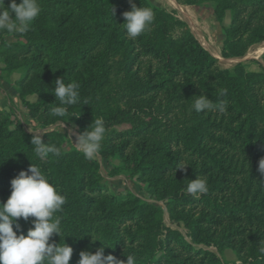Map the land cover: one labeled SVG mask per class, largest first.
Returning <instances> with one entry per match:
<instances>
[{
    "label": "trees",
    "instance_id": "obj_1",
    "mask_svg": "<svg viewBox=\"0 0 264 264\" xmlns=\"http://www.w3.org/2000/svg\"><path fill=\"white\" fill-rule=\"evenodd\" d=\"M39 2L41 14L27 31L0 32V46L18 58L17 91L30 118L43 125L53 116L51 108L59 101L50 92L49 74L62 63L68 82L80 84L81 103L58 118L72 120L78 133L102 119L106 138L100 154L119 161L111 175L143 181L163 201L171 223L186 232L165 225L161 207L108 190L95 161L77 149L40 161L31 146L33 135L9 130V117L1 113L0 202L10 196L11 180L32 163L66 197L57 215L64 241L73 249L70 264H77L82 250L104 246L89 233L110 245L104 246L105 255L126 260L135 254L136 264H224L209 250L212 246L230 247L240 264H264V175L258 170L264 159V52L262 62L256 61L258 71L240 62L223 69L174 12L149 0H134L155 14L150 29L135 39L122 24L129 0ZM175 2H213L217 21L229 14L220 52L224 58L243 56L264 41V0ZM9 3L5 0V6ZM61 4L66 10L57 14ZM3 35L17 41L6 42ZM31 94L38 100L25 99ZM201 94L216 105L226 104L227 111L195 112L193 95ZM184 164L186 171L177 168ZM196 176L206 178L208 191L193 197L186 187ZM30 221H19L25 234ZM60 239L53 237L57 243Z\"/></svg>",
    "mask_w": 264,
    "mask_h": 264
},
{
    "label": "clouds",
    "instance_id": "obj_2",
    "mask_svg": "<svg viewBox=\"0 0 264 264\" xmlns=\"http://www.w3.org/2000/svg\"><path fill=\"white\" fill-rule=\"evenodd\" d=\"M129 3L131 9L123 13L124 23L122 24L127 36L135 39L150 29L155 14L150 7H138L134 0H129ZM41 11L39 0H20L19 3L16 0H10L7 7H5V0H0V32L27 31ZM53 83L54 88L50 89V92L54 93L59 105L51 108V115L64 117L70 106L81 103L80 84L76 81L65 83L63 77H57ZM226 93L225 89L221 95ZM193 96L196 99L191 109L197 113L213 109L221 113L227 111L226 104L216 105L207 95ZM84 104L88 103L84 101L82 105ZM64 128L65 126L61 130ZM69 131L72 132V136H75L73 143L77 151L82 152L88 160L95 159L106 135L104 121L95 119L82 133H76L73 129ZM32 132L34 135L31 146L40 161H46L50 154L57 157L61 155L59 147L41 138L43 132ZM187 165H180L177 168L186 171ZM258 170L264 175V159L259 161ZM188 180L186 191L190 195L198 197L200 194L207 193L206 178L196 176L195 179ZM261 182L264 183V181ZM65 204L66 197L41 168L31 163L27 170L19 171L18 175L11 180L10 196L5 202H0V264H70L73 249L64 241L61 217L57 215L63 211ZM30 218L32 227H29L25 234L19 221L23 219L28 222ZM54 235L60 236L59 243L53 240ZM89 235L93 242L101 241L104 246H110L105 244L99 236H93L91 233ZM104 246L99 247L95 252L82 250L77 264H136L135 254L126 255V260H118L112 254L105 255ZM260 252L264 253V247L260 248Z\"/></svg>",
    "mask_w": 264,
    "mask_h": 264
},
{
    "label": "rangeland",
    "instance_id": "obj_3",
    "mask_svg": "<svg viewBox=\"0 0 264 264\" xmlns=\"http://www.w3.org/2000/svg\"><path fill=\"white\" fill-rule=\"evenodd\" d=\"M16 2L19 3L20 0H16ZM149 2L168 12H174L175 16L186 24L190 33L218 59V65L221 68L232 69L235 64L240 62L246 70H259L256 61L262 62L260 48L264 45V41L260 42L261 44L257 43L250 46L243 56L232 58L221 56L220 52L224 38L223 28L229 23V14H225L221 21H217L213 14V2L203 3L199 6L180 5L175 0H149ZM65 10L64 4H61L56 13L63 14ZM3 39L6 42L17 41L12 35H3ZM258 50L259 52H257ZM17 63L18 58L14 56L12 51L0 46V113L9 117L10 124L8 129L11 131H23L31 135H34L32 131L43 132L41 133V138L45 137L55 141L62 151L68 152L76 149L73 143L75 136H72L71 131L68 132L69 129H73L74 132L78 133L77 127L72 120L48 116L46 123L42 125L30 118L28 110L22 102V97L17 91L16 82L19 80L20 75V70L16 67ZM62 67V63L54 64L49 74L50 82L53 83L57 77H63L65 83H68L69 76L61 72ZM25 99L32 102L37 101L38 97L35 94H31L26 95ZM64 126L65 128L61 130ZM93 160L96 163L97 173L102 177V182L107 186L108 190L120 194L131 193L150 204L161 207L163 209V223L169 227H177L169 220L163 201L156 200L149 193L143 181L136 176L128 174L111 175L112 168L119 163L116 156L105 157L99 152ZM177 228L183 233L186 232L181 225ZM209 250L213 251L224 264H240L235 252L230 247L217 249L212 246L209 247Z\"/></svg>",
    "mask_w": 264,
    "mask_h": 264
},
{
    "label": "bare ground",
    "instance_id": "obj_4",
    "mask_svg": "<svg viewBox=\"0 0 264 264\" xmlns=\"http://www.w3.org/2000/svg\"><path fill=\"white\" fill-rule=\"evenodd\" d=\"M261 44V43H260ZM261 46V45H260ZM257 48V47H256ZM260 51L263 53V51H264V45H262V47L260 48ZM256 52V51H255ZM257 52H259V50L257 51Z\"/></svg>",
    "mask_w": 264,
    "mask_h": 264
}]
</instances>
